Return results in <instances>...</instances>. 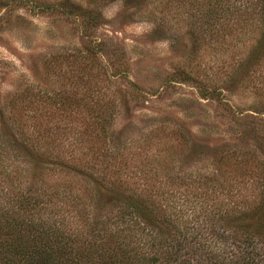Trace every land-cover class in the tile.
<instances>
[{"label": "rangeland", "instance_id": "obj_1", "mask_svg": "<svg viewBox=\"0 0 264 264\" xmlns=\"http://www.w3.org/2000/svg\"><path fill=\"white\" fill-rule=\"evenodd\" d=\"M185 2L0 0V188L21 171L106 209L116 179L175 204L252 190L239 174L264 169V59L228 83L240 54Z\"/></svg>", "mask_w": 264, "mask_h": 264}, {"label": "trees", "instance_id": "obj_2", "mask_svg": "<svg viewBox=\"0 0 264 264\" xmlns=\"http://www.w3.org/2000/svg\"><path fill=\"white\" fill-rule=\"evenodd\" d=\"M173 1L155 0L160 7ZM186 3L215 36L224 31L240 54L226 81L249 83L264 59V0L181 6ZM258 168L239 174L253 179L240 198L228 193L223 200L209 187L187 195L190 204L151 200L116 179L106 185L115 201L110 209L100 198L86 203L84 189L32 179L21 184V171L12 176L4 169L0 264H264V169Z\"/></svg>", "mask_w": 264, "mask_h": 264}]
</instances>
